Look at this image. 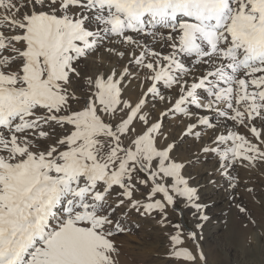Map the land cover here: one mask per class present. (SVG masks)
I'll return each mask as SVG.
<instances>
[{"label":"snow or ice","instance_id":"6c2138e0","mask_svg":"<svg viewBox=\"0 0 264 264\" xmlns=\"http://www.w3.org/2000/svg\"><path fill=\"white\" fill-rule=\"evenodd\" d=\"M72 7L95 10L103 27L87 28ZM0 12V264H116L112 237L126 229L112 217L126 202L162 223L177 198L203 211L184 164L170 156L174 145L157 146L166 137L163 120L145 111L149 98L167 105L161 117L187 118L183 135L197 139L221 119L264 121V0H0ZM5 27L19 34L7 37ZM112 37L129 46L128 63L147 71L150 86L135 103L122 99L129 68H113L87 78L84 106L73 111L75 62ZM57 128L64 134L50 142ZM214 143L231 146L202 151L264 162V149L243 135ZM140 186L150 188L143 203L134 198ZM173 228L170 257L194 264L181 225Z\"/></svg>","mask_w":264,"mask_h":264},{"label":"rangeland","instance_id":"374dc122","mask_svg":"<svg viewBox=\"0 0 264 264\" xmlns=\"http://www.w3.org/2000/svg\"><path fill=\"white\" fill-rule=\"evenodd\" d=\"M39 10L37 9V11ZM85 11H87L85 8L72 7L70 14L80 17L81 14L85 15ZM3 14L0 12V15ZM57 14L59 15V13ZM2 30L7 37L19 34L9 31L7 27ZM100 46L102 44L91 53L90 57L94 60L100 53ZM17 47L23 49L24 45L21 42ZM7 53L9 52L5 50L4 55ZM74 67L80 73L79 77H72L70 85L71 90L80 98L78 101H70L72 110L76 111L84 106L89 94L87 78L95 79L101 73L107 76L108 69L103 65L87 63L83 58L75 62ZM132 69L138 71L134 65ZM144 75H141L140 81H137L139 84L129 77L125 79L121 85L122 99L133 102L134 98L137 100L142 95L150 86V82ZM165 95L175 98L174 92H165ZM165 107H167L165 103L149 98L145 108L154 121L157 118L163 120L161 132L166 139L158 138L157 146L163 148L168 144L174 145L170 156L174 161L184 164L182 175L188 179L191 187L197 189L198 199L195 202L202 203L204 208L202 212H198L182 198H177L174 206L166 208L167 220L162 223L160 213L142 216L134 212V214L127 215L123 212L127 204L122 206L112 217L113 220H119L122 227L126 229L125 232L112 237L118 249V255L115 256L116 264H193V262L178 261L170 257L172 249L170 236L176 232V229L173 228L175 224L181 225L184 239V244L181 247L187 248L193 253L196 257L194 264H199L197 259L201 251L205 257L203 264H211L212 257H216V262L219 261L222 264L224 260L227 264H264V162L249 163L242 159H233L231 156L228 161H222L217 153L202 151L204 147H217L223 150L225 147L231 146L230 144L214 143L217 136L230 133L243 135L264 149V143H262L264 141V121L257 119L245 127L221 119L217 121L215 129H198L201 131V136L197 139L183 135L185 126L189 123L187 118L181 120L173 119L171 116L161 117L162 112H158ZM251 126H255L261 131V140H257L251 134ZM137 131L141 132L143 128L138 125ZM63 134V131L57 128L50 142H54ZM230 181V184L234 183L232 188L234 199L228 201L226 196L229 194L228 183ZM167 183L170 184L171 180ZM117 191L119 189H114L110 195L111 199L116 200L115 193ZM149 191V187L140 186L139 191L134 193V198L142 203L146 202L145 198ZM160 198L159 194L155 197V199ZM241 208L246 211L241 212ZM201 215L208 217L207 220H202L203 224L199 223ZM198 225L200 226L198 227ZM192 232L196 233L195 240L189 236V233ZM125 246L131 250L129 253H122ZM215 248L219 252L218 256L214 252ZM222 258L224 260L220 261Z\"/></svg>","mask_w":264,"mask_h":264},{"label":"bare ground","instance_id":"6f19581e","mask_svg":"<svg viewBox=\"0 0 264 264\" xmlns=\"http://www.w3.org/2000/svg\"><path fill=\"white\" fill-rule=\"evenodd\" d=\"M106 14V13H105ZM97 15V12L95 11V10H91V11H89V10H87V11H85V15H84V17H87L88 19H87V23H86V27L87 28H89V29H97L98 27H103L102 25H99L98 26V23H97V21H96V19H95V16ZM148 38L147 37H145V38H143L142 40H141V43H143L145 40H147ZM150 47L152 46V45H149ZM155 47H156V49L157 50H161V51H164L165 53L167 52V49L166 48H164V49H160L159 48V45H155ZM106 48H113V49H116L117 51H125V56H124V58L123 59H121V58H119L118 56H116L114 53H110V52H108V51H106L105 49ZM100 53L99 54H97V58H96V60H94V58H92V57H90L91 56V54H89V55H87L85 58H83V60L85 61V62H87V63H92V64H96L97 66L98 65H103V66H105V67H107V69H108V74H109V70L110 69H113V68H115L116 70H117V72L119 73L120 71H122L123 70V68L125 67V66H127L128 68H129V72H130V76H129V79H131V80H133V81H135L136 83H138L139 84V82H137V81H140V78H141V75H144V76H146V74H147V71L146 70H140V71H134V69H132V66L133 65H131V64H129L128 63V59H129V57H128V55H127V52H128V50H129V46H125V45H122V44H120V43H118V42H116L115 41V38L114 37H112V38H108V39H106L105 40V42L102 44V46H100ZM6 55H9V53H7ZM131 65V67H129ZM121 66H123V67H121ZM134 68V67H133ZM136 68V67H135ZM107 74V73H106ZM146 81V80H145ZM141 86V85H140ZM141 89V88H140ZM140 97H141V95H140ZM139 97V98H140ZM138 98V99H139ZM138 99L137 100H135V98L133 99V103H135V102H137L138 101ZM147 105V104H146ZM167 107H165V108H162V110H159V112H158V109H156V111L158 112V113H160V112H163L165 109H166ZM150 121H154L151 117H150ZM142 132V131H141ZM233 162V161H232ZM224 163V162H223ZM222 164V163H221ZM221 164L219 165L220 167H221ZM225 165V164H224ZM222 167H223V165H222ZM225 169V168H224ZM223 169V170H224ZM222 170V169H221ZM226 170H228V169H226ZM223 172H225V171H223ZM231 183V181L228 183V185H229V194L226 196V200H228V201H231L232 199H234V195H233V192H232V188H233V185H234V183H232V184H230ZM108 200H109V202L111 201V200H113V199H111V197L109 196L108 197ZM115 202H116V200H113L112 201V203L113 204H115ZM127 204V203H126ZM125 204V205H126ZM202 204V203H201ZM205 205V204H204ZM204 208V207H203ZM123 212L124 213H126L127 215H129V214H134V210H132V209H130V208H128L127 207V205H126V207L124 208V210H123ZM130 217V216H129ZM120 218H122V217H120ZM205 221V220H204ZM204 221H202V220H200V222L199 223H201V224H203L204 223ZM213 227V226H212ZM233 237H234V235H233ZM129 249V247L128 246H125L123 249H122V253L123 252H125V253H129V251H131V250H128ZM214 252L216 253V256H218L217 254L219 253L218 251H217V248H215V250H214ZM117 255H118V253H117ZM130 256H133V255H130ZM126 257V256H125ZM235 257V256H234ZM127 258V257H126ZM128 259V258H127ZM130 260V259H129ZM198 260V262H199V264H203V263H205L204 261H202V260H200V258H198L197 259ZM224 260V258H222V259H220V261H223ZM134 261V260H133ZM207 261V260H206ZM208 262V261H207ZM216 262V257H212L211 258V260H210V263L211 264H214ZM215 264H222L221 262H216ZM223 264H227V262H226V260H224L223 261Z\"/></svg>","mask_w":264,"mask_h":264}]
</instances>
